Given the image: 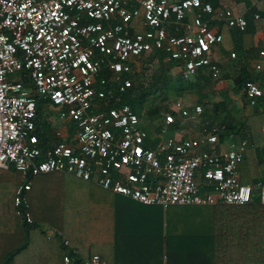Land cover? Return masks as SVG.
Masks as SVG:
<instances>
[{
	"label": "built area",
	"instance_id": "obj_1",
	"mask_svg": "<svg viewBox=\"0 0 264 264\" xmlns=\"http://www.w3.org/2000/svg\"><path fill=\"white\" fill-rule=\"evenodd\" d=\"M141 13L145 28L134 25ZM254 18L264 30V13L255 11ZM216 19L238 31L249 23L244 13L211 0H0V168L23 175L15 189L17 214L33 221L29 176L49 172L164 208L264 205V174L242 179L247 139L225 145L214 130L167 134L177 115L198 121L202 104L190 109L180 98L172 101L156 139L122 101L138 62L154 49L178 60L186 78L207 70L218 78L215 48L224 36ZM254 67L264 74L263 61ZM244 91L251 106L262 103L264 116V86L247 80ZM35 94L54 105L48 139L38 125ZM261 127L264 132V121ZM72 263L66 255L65 264ZM79 264L109 263L94 253Z\"/></svg>",
	"mask_w": 264,
	"mask_h": 264
},
{
	"label": "trees",
	"instance_id": "obj_2",
	"mask_svg": "<svg viewBox=\"0 0 264 264\" xmlns=\"http://www.w3.org/2000/svg\"><path fill=\"white\" fill-rule=\"evenodd\" d=\"M211 1L215 7L220 4L219 0ZM240 1L247 3L246 17L249 23L245 31L236 32L243 37L250 36L254 29V12L264 8L263 1ZM134 25L145 28L142 13ZM222 26L224 36L225 25ZM244 51L239 46L235 51L236 56L232 57L234 63L239 62L242 66L240 75L233 78L236 90L244 86L247 80L257 81L264 86V74L250 65L242 64ZM153 59L160 63L152 76L153 80L148 85L142 82L133 84L121 94L122 101L130 103L142 121L165 114L167 107L164 101L158 102V96H155L158 88L161 95L173 88L182 97L195 88L197 82H203L200 86H209L214 81L230 77L222 74V69L218 78L211 73L186 78L181 71L175 76L172 68L178 67V60L169 58L160 49H154L148 58L142 60ZM134 76L136 78V74ZM243 95H246L245 91ZM35 97L38 125L44 129L48 139L51 121L46 116L44 106L51 100L38 94ZM262 107V103L258 104L256 110H260V113ZM209 113L211 130L221 138L233 133L241 141L247 137L245 131L249 124L259 126L256 118L253 119L254 123L249 121L253 116H248L244 107H240L233 97L214 100ZM262 156H259V160L255 156H245L242 162V168L245 166L243 181H256L263 177ZM261 165L263 167L259 170ZM29 179L32 180V188L28 192L32 222L21 218L15 205V189L24 181L22 173L14 167L0 168V264H13L18 257L28 259V255L37 248L50 243L62 248L63 263L67 253L73 258L72 264L82 263L93 253H99L109 264H207V245L215 246L219 242L228 246L227 256L232 261L264 264V205L258 202L243 205H179L202 207L190 212L205 213L195 214L198 218L180 221L173 216V220H166L165 224L162 215L160 218L155 215L164 210L161 206L141 204L72 174L49 172L29 176ZM48 229L57 231L55 239H47ZM253 231L258 235L253 236ZM63 236L69 239L67 245L63 244ZM257 250L260 251L258 254Z\"/></svg>",
	"mask_w": 264,
	"mask_h": 264
},
{
	"label": "crops",
	"instance_id": "obj_3",
	"mask_svg": "<svg viewBox=\"0 0 264 264\" xmlns=\"http://www.w3.org/2000/svg\"><path fill=\"white\" fill-rule=\"evenodd\" d=\"M262 1H263L262 7H264V0ZM219 3L220 4L217 7L223 6L226 8H231L237 13H244L246 16V11L248 9V6H247V3L244 1L219 0ZM257 11H261L264 13V8H261ZM213 22L215 24H219L220 29H222V32H223L222 25L223 24L225 25L224 43L218 45L215 48V54H216L217 59L219 60V64L222 69V74H226L230 76L229 78L220 79L216 83L219 89L217 92L220 94L219 100L222 99L223 97L227 99H231L232 97L236 98L237 104L240 107H244L246 114L248 116L254 117V118L250 117L252 118V120L249 119V121L254 123L253 119L255 118L257 119V122L259 121V126L258 124L253 125V126L249 124L250 126H248L245 131L247 133L246 134L247 137L242 139V140L247 139L250 143L246 155L248 157L255 156L259 160V158L263 157L262 155H264V151L262 147L263 142H264V132L261 127V123L264 121V116H263L262 111L259 113L260 110L257 111L256 107H253L249 104L248 97H246V95L245 96L243 95L244 86L236 90L235 83L233 82V78L234 76L240 75V70H242V66L239 62L238 63L233 62L232 57H235L236 55L233 56L232 52L237 51L239 46H242V48L245 49L244 51L245 57L242 58V62H243L242 64L250 65L252 69H255L254 65H255V62H257L258 60H261L264 62V55L260 54V50L264 49V30H262V20L253 18L254 29L251 32L250 36L246 35L244 37L239 32H236L235 29L230 28L223 20L216 19ZM209 73L210 72L208 70L207 72H205V74H209ZM210 92L211 94H214L216 90L211 88ZM189 96L190 95L186 93L182 97H178V98L183 100L185 105L188 106L190 109L194 108L195 104L205 105L207 106V109H208L209 106L213 104V101L217 100V99L212 98L211 96L209 97V100H207V104H205L203 103V101H200L199 98L195 99L196 101H192L193 98H190ZM209 102L211 104H209ZM167 108H166V111H167ZM44 109L47 114L48 113L54 114L55 112L54 105L51 103H45ZM203 113H205V110ZM209 116H210V113L207 116V119H205L204 114H203L199 117L198 121H193V120L184 118L181 115H177L176 121L171 124H168L167 134L178 135L179 137L185 138L187 136H196L199 133L206 131V130L211 131L213 127H212V124L209 123L210 121ZM48 119L51 120L52 118L48 117ZM257 122L255 121V123ZM143 123L146 126V128L149 130L150 134L156 136L157 137L156 139H158L159 133L161 132L162 127L166 125L165 114L164 116H160V117L157 116L153 120H144ZM51 125H52V122H51ZM219 138H220V142L225 145H229L231 142H241L242 141V140L238 141L237 135L233 133L229 135H225L222 138L219 136ZM244 167L242 168V164H241L242 176H243V170L245 169ZM262 167L263 165L260 166L259 170ZM261 173L264 174L263 168L261 169ZM218 204H224V203L220 202L214 205H218ZM171 206H177V204L170 205L167 208H164L162 206L161 207L164 210H168L169 207ZM199 206H205V205H199ZM207 206H211V205H207ZM46 233H47L48 240H53L57 236V231L55 229H48ZM252 235L255 236L258 234L255 231H253ZM62 241H63V238H62ZM63 244L67 245L64 243V241H63ZM36 250L37 251H34L32 254L28 255V259L25 257H21V258L18 257V259L16 258L13 264H65V261L64 263L62 261V255H63L62 248L55 244H51V243L45 244L42 246V248L39 247ZM227 252H228V246H226L224 243L219 242L215 246L207 245V264H239L238 262H235L229 259L227 256ZM259 252L260 251L257 250V254ZM66 255H68V253L65 254V256ZM64 260H65V257H64Z\"/></svg>",
	"mask_w": 264,
	"mask_h": 264
},
{
	"label": "rangeland",
	"instance_id": "obj_4",
	"mask_svg": "<svg viewBox=\"0 0 264 264\" xmlns=\"http://www.w3.org/2000/svg\"><path fill=\"white\" fill-rule=\"evenodd\" d=\"M146 58H148V55L144 59H146ZM159 65H160V63L157 59L148 60V61L141 60L140 62H138L137 66L135 68L136 78H134V84L136 85V84H140V82H142L144 85H148L153 80L152 76H153L154 72L158 69ZM172 72H173V75L177 76L178 72H180V68L177 66H174L172 68ZM202 83L203 82H201V83L197 82L195 88L187 91V94L190 95L189 97L193 98L192 101H196L195 99L199 98L200 101H203V103L207 104V100H209V97H211V96H212V98L219 100L220 94L217 92L219 90L218 86L216 85L217 81H214L209 86H207V85L200 86V84H202ZM211 88L216 90V92L214 94H211V92H210ZM156 95L158 96L157 101L161 102L163 100L166 107H169L170 103H172V101L176 100L179 97L173 88L168 89L167 92L163 95H161V89L158 88L156 93H155V96ZM209 104H211V103L209 102ZM202 106H203V109L205 110V113H202V115L204 114L205 119H207V116L209 115V108L212 106V104H211V106H209L208 109H207V106H205V105H202ZM46 116H48L50 118H54L55 114L48 113V114H46ZM50 121L53 123L54 120L51 119ZM199 209H202V207L171 206V207H169L168 210H162L160 212H157L155 215L158 218H160L162 215L165 219V224H166V220L172 221L173 216H174V219H176V220L178 219V221L188 220V218H198L199 216L196 217L195 214L202 215L205 212L191 213L190 211L199 210ZM208 209L209 208H207V210ZM142 262H144V261H142Z\"/></svg>",
	"mask_w": 264,
	"mask_h": 264
}]
</instances>
